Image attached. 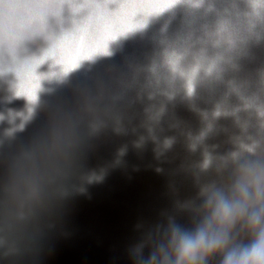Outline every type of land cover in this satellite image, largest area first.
Here are the masks:
<instances>
[{
	"label": "water",
	"instance_id": "95a60500",
	"mask_svg": "<svg viewBox=\"0 0 264 264\" xmlns=\"http://www.w3.org/2000/svg\"><path fill=\"white\" fill-rule=\"evenodd\" d=\"M256 11L255 0H0V196L53 115L77 111L65 194L35 217L15 254L0 253V264H140L170 225L194 229L183 205L197 200L192 166L202 149L190 152L188 137L214 122L205 144L220 155L234 148L240 130L235 117L219 115L221 103L255 125L232 85L251 95L264 77V9L259 19ZM105 44L111 55L97 52ZM150 68L166 76L170 100L149 98ZM40 89L42 103L25 121L27 97L15 93ZM161 101L157 136L174 138L162 153L145 127L146 109ZM252 240L237 230L235 245ZM224 254L206 264H222Z\"/></svg>",
	"mask_w": 264,
	"mask_h": 264
},
{
	"label": "clouds",
	"instance_id": "9594fccd",
	"mask_svg": "<svg viewBox=\"0 0 264 264\" xmlns=\"http://www.w3.org/2000/svg\"><path fill=\"white\" fill-rule=\"evenodd\" d=\"M255 7L254 15L259 19L264 0H255ZM102 55H111V51ZM220 71L223 68L219 65ZM150 72L147 84L149 98L160 95L170 100L175 93L166 76L160 69L150 68ZM67 75L56 77V82L64 83ZM243 87L234 83L232 90L243 96V111L256 117L255 125L241 115L240 108L221 103L219 115L235 117L240 130L239 134L230 137L234 148L220 155L205 144L206 137L216 131L214 122H209L198 135L188 137L190 152L202 149L201 158L192 166L199 185V203L192 200L183 205L194 214L195 227L186 230L170 225L164 242L156 247L147 261L141 260L140 264H206L207 258L216 253H225L222 264H264V77H261L259 90L251 95H243ZM40 91L45 89H40L34 99L27 98L25 121L33 119L40 107ZM88 109L91 110L90 105ZM76 112L54 114L48 134L23 152L13 165L0 196V253L5 257L18 251L35 217L66 192L67 182L72 176ZM164 112V101L151 104L146 109L145 127L148 136L157 142L160 153L174 143V138L161 141L157 136V127ZM116 124L119 128V118ZM90 127L95 132L98 123L93 121ZM23 128L21 124L18 130ZM144 139L141 137V142ZM93 178L99 179L90 177ZM238 229L247 230L253 236L250 246L235 245Z\"/></svg>",
	"mask_w": 264,
	"mask_h": 264
},
{
	"label": "snow or ice",
	"instance_id": "6c2138e0",
	"mask_svg": "<svg viewBox=\"0 0 264 264\" xmlns=\"http://www.w3.org/2000/svg\"><path fill=\"white\" fill-rule=\"evenodd\" d=\"M47 16H48V15H47ZM47 16H46V17H47ZM112 39H115V37H112ZM99 51H102L103 54H106V53H107V44H105L103 50H97V52H99ZM84 59H91V55H89L88 57H85ZM41 62H42V61H41ZM41 62H40V63H41ZM70 63H71V67H72V68H75V67L77 66V61H76V60H73V61H71ZM66 71H67V70H66ZM188 91H189V93H191V91H192L191 85H189V89H188ZM15 94H16L17 96H21V95L26 96L28 99H34L35 96H36V94H35L34 92H24V93H22V92H20V91H17Z\"/></svg>",
	"mask_w": 264,
	"mask_h": 264
}]
</instances>
